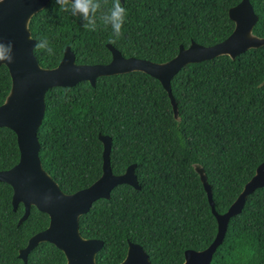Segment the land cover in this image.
<instances>
[{
    "label": "trees",
    "instance_id": "obj_1",
    "mask_svg": "<svg viewBox=\"0 0 264 264\" xmlns=\"http://www.w3.org/2000/svg\"><path fill=\"white\" fill-rule=\"evenodd\" d=\"M241 0H125L123 35L111 43L125 56L164 62L192 41L213 45L235 27L229 9ZM259 20L254 33L264 37V0H251ZM111 0H109V6ZM123 4V3H122ZM78 16L60 11L55 0L30 22L33 37L47 39L54 55L35 49L44 67H55L66 46L77 63H107L111 27L87 31ZM114 38V37H112ZM264 45L235 59L220 55L184 66L171 80L178 120L161 82L142 71L100 76L46 93L39 128L44 168L67 193L88 187L102 174L100 134L113 137L112 170L123 173L136 163L140 189L123 183L80 217L85 237L100 238L98 264H118L129 241L141 244L155 264H179L189 248L211 244L218 222L194 164H201L223 213L264 161ZM0 66V104L11 88ZM20 158L16 133L0 127V170ZM13 188L0 181V264H24L19 249L44 230L49 215L32 206L18 225L24 204L12 205ZM64 252L41 242L27 264H65ZM212 264H264V187L248 195L241 213L230 219Z\"/></svg>",
    "mask_w": 264,
    "mask_h": 264
},
{
    "label": "water",
    "instance_id": "obj_2",
    "mask_svg": "<svg viewBox=\"0 0 264 264\" xmlns=\"http://www.w3.org/2000/svg\"><path fill=\"white\" fill-rule=\"evenodd\" d=\"M50 1L0 0V36L5 42L11 40L15 45V62L4 64L9 69L12 83L8 95L0 104V127H8L16 133L20 150L19 161L9 169L0 170V181L13 188L14 210H17L20 203L24 204V213L18 225L29 217L32 206L47 213L50 218L49 225L32 235L27 245L19 249L18 256L24 264L28 262L29 253L41 242L52 243L61 249L66 257L65 264H98L97 254L103 248L104 241L100 238L85 237L80 230V217L86 214L98 199H109L111 191L117 185L126 183L140 189L136 174L137 164L128 165L123 173H114L110 157L113 137L100 134L99 138L103 143L101 176L88 187L73 193L65 192L44 168L40 157L41 142L38 131L45 117L47 91L56 86L72 87L81 81H89L95 85L100 76L142 71L161 82L170 97L174 115L180 120L171 80L184 66L220 55H229L235 59L251 48L263 46L264 37L254 33L259 15L255 12L251 0H241L229 9V16L235 27L226 39L213 45H204L197 41H192L187 47L181 45L178 53L170 60L157 62L125 56L114 45L107 43L112 53V59L107 63H77L75 52L70 46H66L58 65L44 67L34 52L37 40L32 35L30 22ZM121 2L124 4L125 0ZM194 167L207 192L212 212L218 222V230L209 246L201 250L187 249L184 261L179 264H212L215 252L225 239L230 219L241 213L249 194L264 187V161L258 165L255 174L223 213L216 209L212 186L205 168L199 163H195ZM49 191L59 196V199L44 204L43 195ZM118 264L155 263L141 244L129 241L127 254Z\"/></svg>",
    "mask_w": 264,
    "mask_h": 264
},
{
    "label": "clouds",
    "instance_id": "obj_3",
    "mask_svg": "<svg viewBox=\"0 0 264 264\" xmlns=\"http://www.w3.org/2000/svg\"><path fill=\"white\" fill-rule=\"evenodd\" d=\"M60 11L69 12L72 16H78L82 20V26L87 31L95 32L101 25L111 27L112 37L109 43H115L123 35L124 25L127 19V9L121 0H55ZM31 38V37H30ZM35 49L45 50L49 55H54V49L45 38L36 42ZM14 42H5L0 36V64H12L15 62ZM53 199H59L51 191L43 195L42 203L50 204Z\"/></svg>",
    "mask_w": 264,
    "mask_h": 264
}]
</instances>
